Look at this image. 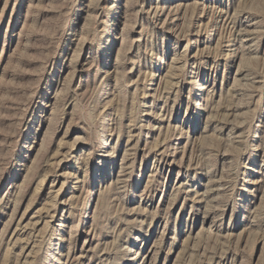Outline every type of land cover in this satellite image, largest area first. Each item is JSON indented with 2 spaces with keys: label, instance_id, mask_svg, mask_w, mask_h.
Here are the masks:
<instances>
[{
  "label": "rangeland",
  "instance_id": "obj_1",
  "mask_svg": "<svg viewBox=\"0 0 264 264\" xmlns=\"http://www.w3.org/2000/svg\"><path fill=\"white\" fill-rule=\"evenodd\" d=\"M0 264H264V0H0Z\"/></svg>",
  "mask_w": 264,
  "mask_h": 264
}]
</instances>
